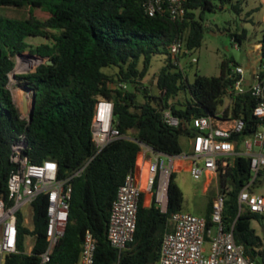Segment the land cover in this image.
<instances>
[{"label": "trees", "instance_id": "16d2710c", "mask_svg": "<svg viewBox=\"0 0 264 264\" xmlns=\"http://www.w3.org/2000/svg\"><path fill=\"white\" fill-rule=\"evenodd\" d=\"M247 0H185V13L172 19L166 12L148 14L142 0H0V5H30L28 16H8L0 12V198L7 195V180L16 162L12 144L23 135L22 154L32 162L54 158L59 176H73L68 220L64 234L55 244L50 259L41 263L46 248L44 195L32 202V227L25 225L18 210L17 250L5 255L4 264H77L83 233L90 229L96 237L93 264H157L160 243L168 214L182 209L183 191L169 178L167 212L152 200L148 205L141 196L133 239L120 252L107 239L111 202L125 174L134 169L141 142L155 150L179 153L183 149L180 134L191 135L195 115L239 116L244 128L240 140L253 133L258 119L253 114L256 99L248 90L228 91L232 78L229 60L222 59L220 73H195L190 81L169 44L181 38L194 49L200 46L205 25L202 13L228 4L241 13ZM264 4V3H263ZM40 7L46 17L33 11ZM240 44L246 29L230 32ZM44 41L33 44L30 37ZM260 61H264V18ZM28 50L45 59L27 72L25 78L35 92L31 118L22 116L9 87L13 56ZM163 55L162 65L153 81L158 94H152L143 80L149 75L152 59ZM50 59L52 62H47ZM127 82V87L117 85ZM141 94L143 100H138ZM173 97L174 100H171ZM182 97V98H181ZM228 103L223 105L224 98ZM98 98L113 101L114 124L123 136L107 143L95 153L91 133L94 103ZM169 108L179 118L177 125L167 123L162 110ZM251 176L250 157L234 155L232 163L218 175L220 191L225 193L222 221L233 225L236 242L264 264V216L248 209L238 212L237 195ZM261 181L256 179L255 184ZM212 198L205 216L210 224ZM256 220L260 235L252 225ZM33 236L30 251L25 237Z\"/></svg>", "mask_w": 264, "mask_h": 264}, {"label": "built area", "instance_id": "2783aa9c", "mask_svg": "<svg viewBox=\"0 0 264 264\" xmlns=\"http://www.w3.org/2000/svg\"><path fill=\"white\" fill-rule=\"evenodd\" d=\"M184 1L142 0V6L150 15L166 12L172 19H180L185 13ZM234 44L238 46L236 41ZM168 48L177 57L174 62L178 64L182 56L191 55L193 50L181 38L171 41ZM190 60L197 61V57L190 56ZM233 66L227 73L232 78L228 91L239 93L248 90L256 99L252 110L258 119L255 131L239 140L236 135L244 128L243 118L223 117L219 111L215 115L201 114L191 118L194 132L188 135L190 140L187 150L171 154L141 142L139 151L144 148L151 150L153 158L147 161L142 152L137 154L134 169L125 174L111 202L107 239L119 252L134 237L138 205L143 193L149 194L150 202L153 200L160 211L167 212L170 175L186 168L195 178L205 175V187L212 179H216L217 190L212 198L210 224H207L205 215L183 209L171 211L161 238L157 264H257L256 259L246 253L244 245L236 242L233 225L227 229L222 221L225 193L220 191L217 180L219 173L232 163L234 155H248L251 176L238 192V212L248 209L264 216V194L255 190L256 179L264 176V61L259 59L256 65L250 66L249 75L245 74L246 67L242 64L235 63ZM117 85L127 87V82L120 81ZM113 107L114 103L109 98H98L94 103L91 133L95 153L113 139L123 136L114 124ZM162 116L169 124L177 125L179 122V118L169 108L162 110ZM23 139V135H20L12 144V159L17 165L9 174L6 197L0 198V264H4L6 254L17 250L18 210L23 211L25 205H32L41 194L45 199L47 240L46 248L40 253L41 263L50 259L67 224L71 180L84 167L70 175L59 176L54 158L32 162L26 154H22ZM181 160L188 161V165L182 166ZM142 163L144 168L141 170L139 167L138 170L136 165ZM23 221L32 227L28 225L24 213ZM95 249L96 237L90 229H86L77 264H93Z\"/></svg>", "mask_w": 264, "mask_h": 264}, {"label": "rangeland", "instance_id": "374dc122", "mask_svg": "<svg viewBox=\"0 0 264 264\" xmlns=\"http://www.w3.org/2000/svg\"><path fill=\"white\" fill-rule=\"evenodd\" d=\"M264 0H247L241 13L237 14L231 10L228 4L223 7H218L215 10H207L202 13V20L205 25L203 38L200 46L194 48L191 55L181 57L180 65L185 70L188 79L191 81L195 73L205 75H217L220 73V62L222 59L229 60V71L234 68L235 63L246 65H256L260 57V45L258 39L261 34L262 20L264 18ZM30 5L13 6L0 5V12L8 16H28ZM33 11L41 18L46 17V14L40 7H34ZM246 29L247 36L238 46L234 44L230 32L242 31ZM45 38L40 36L30 37L29 41L33 44L44 41ZM238 43V42H237ZM24 53H30L25 50ZM196 56L197 61H191L190 56ZM15 66L17 71L13 75L10 71L9 87L16 105L18 106L21 115H27L23 111V95L25 94L28 103L32 94V87L25 78L18 77L17 74L24 73L25 69L34 67L37 62L43 61L45 57H32L23 55H14ZM163 55H156L152 59L149 75L143 80L152 94H158V88L151 79L155 71L163 63ZM251 68H245V74L249 75ZM182 98V97H181ZM138 100H143L141 94H138ZM171 100H174L171 97ZM228 103V98H224L223 105ZM189 136L186 134L179 135V141L183 150L189 149ZM256 148V147H255ZM174 180L183 191L182 209L190 211L194 214L204 215L206 212L208 201L213 198L217 187L215 180L209 183L205 189L206 176L202 175L199 178L192 176L188 170H180L174 174ZM218 181V180H217ZM256 192L264 194V176L261 177V182L256 186ZM146 198L149 194L144 192ZM23 213L28 220V225L32 226V209L31 205L23 207ZM252 225L256 231L262 235L261 227L256 220H252ZM263 244L264 247V235ZM33 242L31 234L25 237V247Z\"/></svg>", "mask_w": 264, "mask_h": 264}, {"label": "water", "instance_id": "95a60500", "mask_svg": "<svg viewBox=\"0 0 264 264\" xmlns=\"http://www.w3.org/2000/svg\"><path fill=\"white\" fill-rule=\"evenodd\" d=\"M16 55H30V56H35V57H42V56H40L38 54H34V53H24V52H18V53H16ZM39 62H41V61H39ZM39 62H37V64ZM47 62H52V60L48 59ZM32 68L33 67H30L28 69H25L24 71L27 72V71H29ZM16 71H17V69H16V66L14 65L13 68L11 69V73L13 75H15ZM248 82L249 81L247 79L246 80V84H248ZM34 104H35V92L33 90H32V94H31V98H30L29 103H28V100H27L26 95L25 94L23 95L22 108H23V111L27 113V116H29V118H31V116H32L33 109H34Z\"/></svg>", "mask_w": 264, "mask_h": 264}, {"label": "crops", "instance_id": "0c3cea01", "mask_svg": "<svg viewBox=\"0 0 264 264\" xmlns=\"http://www.w3.org/2000/svg\"><path fill=\"white\" fill-rule=\"evenodd\" d=\"M258 44H259V43H258ZM250 66H254V65H246L245 67L247 68V67H250ZM140 152H142V155L145 157V159H146L147 161H148V160H151V159L153 158V153H152L151 150H148V149H145V148H144L143 150L139 151L138 154H139ZM180 164H181L182 166H187V165H188V161H186V160H181V161H180ZM139 167H140L141 170H142V169L144 168V163H142V165H138V164L136 165V168H138V170H139ZM180 170H186V168L179 169V170L175 171L174 173H176V172H178V171H180ZM141 173H142V172H141ZM206 181H207V180H206ZM204 188L206 189L207 187L204 186ZM143 203H144L145 205H148V204L150 203L149 197L146 198L145 193H143ZM32 245H33V242L30 243L29 246L25 247V249H26L27 251H30Z\"/></svg>", "mask_w": 264, "mask_h": 264}, {"label": "bare ground", "instance_id": "6f19581e", "mask_svg": "<svg viewBox=\"0 0 264 264\" xmlns=\"http://www.w3.org/2000/svg\"><path fill=\"white\" fill-rule=\"evenodd\" d=\"M23 56H29V55H23ZM32 57H34V56H32ZM16 69H17V66H16Z\"/></svg>", "mask_w": 264, "mask_h": 264}]
</instances>
